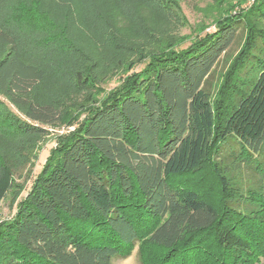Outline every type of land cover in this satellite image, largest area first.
Masks as SVG:
<instances>
[{"label":"trees","instance_id":"obj_1","mask_svg":"<svg viewBox=\"0 0 264 264\" xmlns=\"http://www.w3.org/2000/svg\"><path fill=\"white\" fill-rule=\"evenodd\" d=\"M242 16L220 17L214 33L185 48L167 45L125 65L74 130L56 139L13 218L0 225V264H112L145 239L162 250L156 264H229L231 252L264 263V0ZM239 29L243 51L211 94L206 81ZM3 46L0 93L24 118L0 103V124L42 136L60 120L54 107L29 100L44 72L0 27ZM205 164L218 182V206L169 184ZM11 184L0 164V204Z\"/></svg>","mask_w":264,"mask_h":264},{"label":"rangeland","instance_id":"obj_2","mask_svg":"<svg viewBox=\"0 0 264 264\" xmlns=\"http://www.w3.org/2000/svg\"><path fill=\"white\" fill-rule=\"evenodd\" d=\"M256 1L0 0V27L15 40L23 60L44 72V79L31 91L29 100L52 106L60 113L58 123L46 128L42 136L13 134L0 124V164L12 173L11 188L0 204V225L13 218L17 203L25 196L50 149L55 147L56 139L74 130V119L84 108L97 104L104 89L112 88L119 81L127 63H136L167 45L185 48L190 41L214 33L216 19L244 18L242 15ZM245 38L239 29L236 41L208 77L205 88L211 94H217L223 76L228 70H234ZM6 51V47H0V58ZM0 103L5 104H0V109L4 106L3 111L24 118L22 109L1 93ZM247 178L246 172L243 180L246 183ZM169 184L176 189L192 188L211 204L219 205L218 182L210 165L205 164L188 176L171 177ZM241 195L255 194L243 190ZM144 241L129 257L114 259L112 264L159 263L162 250ZM202 245L199 250L207 253L208 244ZM231 253L225 257L229 264L258 261L251 254L239 255L235 262L237 259Z\"/></svg>","mask_w":264,"mask_h":264}]
</instances>
